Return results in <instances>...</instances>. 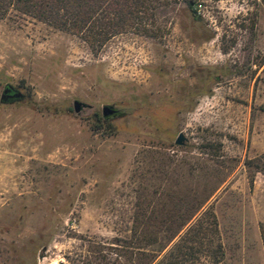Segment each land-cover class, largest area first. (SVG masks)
Here are the masks:
<instances>
[{
  "label": "rangeland",
  "instance_id": "rangeland-1",
  "mask_svg": "<svg viewBox=\"0 0 264 264\" xmlns=\"http://www.w3.org/2000/svg\"><path fill=\"white\" fill-rule=\"evenodd\" d=\"M157 19L159 36L95 51L15 10L0 18V95H23L0 99V264H127L133 234L204 198L217 264H264V172L245 164L264 154V1L195 0L194 15L180 0Z\"/></svg>",
  "mask_w": 264,
  "mask_h": 264
},
{
  "label": "trees",
  "instance_id": "trees-1",
  "mask_svg": "<svg viewBox=\"0 0 264 264\" xmlns=\"http://www.w3.org/2000/svg\"><path fill=\"white\" fill-rule=\"evenodd\" d=\"M178 1L0 0V18L15 10L78 36L96 51L115 35L125 32L153 38L159 36L162 29L157 22L158 11ZM182 1L195 15V0ZM245 164L255 171L264 172V154L246 160ZM206 200L204 198L195 204L181 202L177 209L183 208L184 212L169 214L163 220L165 227L162 233L156 231L149 235L140 232L137 235L140 237L133 234V245L122 246L129 253L127 264H152L168 246L162 256L164 264H196L201 255L211 264L220 262L224 252L213 210L209 207L195 216ZM259 228L264 248V224Z\"/></svg>",
  "mask_w": 264,
  "mask_h": 264
},
{
  "label": "water",
  "instance_id": "water-1",
  "mask_svg": "<svg viewBox=\"0 0 264 264\" xmlns=\"http://www.w3.org/2000/svg\"><path fill=\"white\" fill-rule=\"evenodd\" d=\"M12 90L14 92L12 94H9L8 97H11L13 99H18V98H21L23 96L22 93L18 89H16L13 85L7 84L3 88L2 93L0 95L1 101H6L7 94ZM82 105H83L82 102H80L79 100H74L73 101L74 111L79 112ZM115 111L116 110L111 105H104L102 107V115L103 116L111 115V114L115 113ZM184 139H185L184 135L182 133H179L175 139V144L182 145L184 143Z\"/></svg>",
  "mask_w": 264,
  "mask_h": 264
},
{
  "label": "flooded vegetation",
  "instance_id": "flooded-vegetation-1",
  "mask_svg": "<svg viewBox=\"0 0 264 264\" xmlns=\"http://www.w3.org/2000/svg\"><path fill=\"white\" fill-rule=\"evenodd\" d=\"M13 92H14V91L12 90V91H10V92L7 94L6 100H14L13 98L8 97V95H9V94H12Z\"/></svg>",
  "mask_w": 264,
  "mask_h": 264
}]
</instances>
